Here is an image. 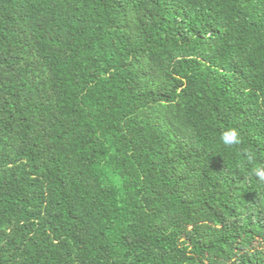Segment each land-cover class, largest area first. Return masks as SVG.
<instances>
[{
    "label": "trees",
    "instance_id": "1",
    "mask_svg": "<svg viewBox=\"0 0 264 264\" xmlns=\"http://www.w3.org/2000/svg\"><path fill=\"white\" fill-rule=\"evenodd\" d=\"M257 165L264 0H0V264H264Z\"/></svg>",
    "mask_w": 264,
    "mask_h": 264
},
{
    "label": "clouds",
    "instance_id": "2",
    "mask_svg": "<svg viewBox=\"0 0 264 264\" xmlns=\"http://www.w3.org/2000/svg\"><path fill=\"white\" fill-rule=\"evenodd\" d=\"M221 142L228 146H240L243 143V140L239 134V132L235 128H227L225 129L220 136ZM243 157L251 162L255 159L254 154L251 150L243 149L242 150ZM251 175L255 177L259 184L264 185V165H257L251 169Z\"/></svg>",
    "mask_w": 264,
    "mask_h": 264
}]
</instances>
